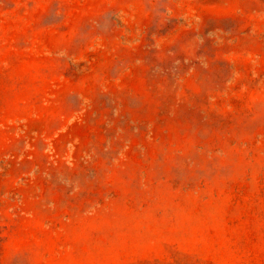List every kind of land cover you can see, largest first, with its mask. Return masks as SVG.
I'll return each mask as SVG.
<instances>
[{
    "label": "rangeland",
    "instance_id": "1",
    "mask_svg": "<svg viewBox=\"0 0 264 264\" xmlns=\"http://www.w3.org/2000/svg\"><path fill=\"white\" fill-rule=\"evenodd\" d=\"M0 264H264V0H0Z\"/></svg>",
    "mask_w": 264,
    "mask_h": 264
}]
</instances>
